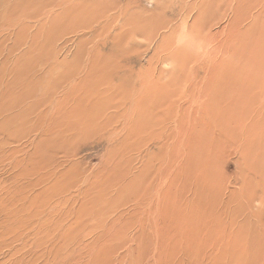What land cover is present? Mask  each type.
I'll list each match as a JSON object with an SVG mask.
<instances>
[{"label": "rangeland", "instance_id": "1", "mask_svg": "<svg viewBox=\"0 0 264 264\" xmlns=\"http://www.w3.org/2000/svg\"><path fill=\"white\" fill-rule=\"evenodd\" d=\"M193 1L199 11H181ZM36 2L39 40L65 43L55 50L75 72L22 121L28 132L0 117V264H264V0ZM161 22V38L140 35ZM89 56L107 106L60 121L69 102L51 115L53 100ZM157 73L168 87L153 123L129 135L151 109L130 110L137 80Z\"/></svg>", "mask_w": 264, "mask_h": 264}, {"label": "bare ground", "instance_id": "2", "mask_svg": "<svg viewBox=\"0 0 264 264\" xmlns=\"http://www.w3.org/2000/svg\"><path fill=\"white\" fill-rule=\"evenodd\" d=\"M200 7L199 1H193L184 4L181 11L189 12L193 8L199 11ZM41 13L42 6L36 0H0V117L2 116V123L8 128L6 131L12 135L21 134L23 131L28 132V128L23 127L22 121L29 118L34 119L36 117V107L46 102L57 91L59 85L63 84L75 72L70 62L69 66L72 67V70H70V67H68V70L66 69L68 65L65 58L57 55L55 50L58 48L59 52L62 53L65 43L55 45L48 42L47 46L39 40L40 28L38 27H40V20H38V17ZM54 19H51V22ZM138 28L142 29L141 27ZM165 29H167L165 22H161L159 25L151 27L148 32H141L140 35L161 38ZM170 30L175 32L174 28ZM97 46V44H94L92 51H95ZM22 47H26L27 51L18 52ZM87 61L86 66L85 62L82 63V71L76 75L74 80L71 79L70 87L64 89L61 95L53 100L51 115L58 109V105L62 101L68 99L66 112L60 118V121L92 122L103 114L107 106L105 96L109 95L110 90L100 89L97 80L92 82L86 80V77L91 74H97L100 77L103 66L97 65V61L92 62L91 56L87 58ZM40 70L43 72H40ZM36 74L41 75V78L44 76V78L54 79L52 82L54 87H43L44 84L47 86L48 81L46 80V83H44L43 79L40 83V80L35 76ZM159 74L157 73V75L151 77L145 76L139 81L137 80L138 89L129 101L130 110L137 114L143 113L146 105H149L151 109L147 108L145 112L148 118L142 121L134 120L133 126L128 131L129 135L135 134L139 128L151 126L153 123L150 117L160 107L159 104L153 102V98L160 95L162 90L168 87V82L162 80ZM33 83L36 84L29 88L28 86L33 85ZM39 84L42 88L36 89L32 93V88L39 87ZM87 84L90 87H87ZM228 85L230 87V84ZM159 86H161L159 92L155 95L153 91ZM25 87H27V90H25ZM38 91L39 93H37ZM178 96H172L171 94L169 99L172 97L175 99ZM27 101L33 102L26 104ZM200 105L197 101H193L184 108L188 115V131L186 136H182V142L190 136L189 131L194 123L192 121L194 107L197 106L196 113H198ZM178 107H182V104ZM30 119L29 121H31ZM178 120L174 127L179 134L182 133V122ZM59 133L66 134L64 131H58L54 134L58 135ZM161 191L157 189L156 197L159 198L158 194L163 192ZM131 211L135 212V207ZM260 237L264 245V234ZM249 247L246 246L245 248Z\"/></svg>", "mask_w": 264, "mask_h": 264}]
</instances>
